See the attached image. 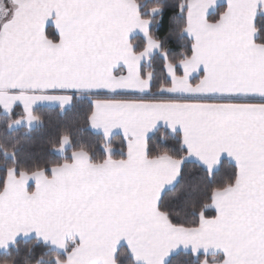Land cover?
<instances>
[{
    "label": "snow or ice",
    "instance_id": "6c2138e0",
    "mask_svg": "<svg viewBox=\"0 0 264 264\" xmlns=\"http://www.w3.org/2000/svg\"><path fill=\"white\" fill-rule=\"evenodd\" d=\"M37 106L93 148L22 160ZM0 117V264H264V0H0Z\"/></svg>",
    "mask_w": 264,
    "mask_h": 264
},
{
    "label": "trees",
    "instance_id": "16d2710c",
    "mask_svg": "<svg viewBox=\"0 0 264 264\" xmlns=\"http://www.w3.org/2000/svg\"><path fill=\"white\" fill-rule=\"evenodd\" d=\"M145 3L151 5L155 0H144ZM172 13L170 10H165V14L160 18V23L156 25L155 32L160 38L168 33L170 27V17ZM53 29L49 28V33H53ZM142 38H133V43H140ZM173 52L178 51L175 47V41L170 40L168 45ZM155 70L157 74L160 72L159 62H154L147 70ZM19 114L20 109H16ZM36 114L41 117V123L36 124L34 129L18 128L12 133L15 141H18L21 159L29 164L44 163L46 161H57L60 156L54 150V147L61 135H69L74 142H84L89 149L93 148L97 137L91 132L89 126L84 120V116L76 109H72L61 113L58 109L53 108H36ZM3 132V118L0 117V133ZM114 147L117 151L120 149L119 139L114 140ZM228 170V163L225 162L221 173ZM170 196H175V193H170ZM27 243H21L19 258L23 259ZM39 249L36 250L37 255ZM34 259V257H32ZM186 258L183 255L174 257V264H182ZM212 257H209L211 260Z\"/></svg>",
    "mask_w": 264,
    "mask_h": 264
},
{
    "label": "crops",
    "instance_id": "0c3cea01",
    "mask_svg": "<svg viewBox=\"0 0 264 264\" xmlns=\"http://www.w3.org/2000/svg\"><path fill=\"white\" fill-rule=\"evenodd\" d=\"M51 28L53 29V31H55L54 26L51 27ZM136 37L142 38L139 34H133V36L131 37V39L136 38ZM36 108H48V107L37 106ZM18 109H20V108H18ZM21 110H22V109H20V111H21ZM35 126H36V125H33L31 129H34ZM20 128H24V127H20ZM25 129H27V128H25ZM89 129H90V127H89ZM28 130H29V129H28ZM90 130H91V129H90ZM91 132H93V130H91ZM57 155H58V154H57Z\"/></svg>",
    "mask_w": 264,
    "mask_h": 264
}]
</instances>
